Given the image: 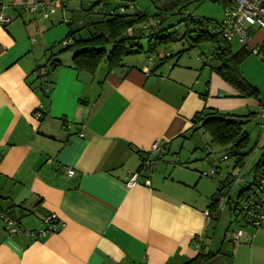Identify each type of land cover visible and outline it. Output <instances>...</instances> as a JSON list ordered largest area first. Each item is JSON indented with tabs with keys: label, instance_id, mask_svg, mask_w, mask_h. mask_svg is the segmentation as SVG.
I'll use <instances>...</instances> for the list:
<instances>
[{
	"label": "crops",
	"instance_id": "1",
	"mask_svg": "<svg viewBox=\"0 0 264 264\" xmlns=\"http://www.w3.org/2000/svg\"><path fill=\"white\" fill-rule=\"evenodd\" d=\"M32 1L0 0L8 18L0 23V205L11 206L24 229L54 214L59 230L39 239L9 237L0 220V264H184L200 250L215 254L206 264H264V223L244 226L233 247L227 226L215 245L220 216L212 221L208 205L224 179L218 174L204 185L203 171L179 157V140L203 132L193 131L194 115L206 108L246 115L240 111L250 106L260 123L264 90L243 76L262 96L261 102L242 98L204 68L207 58L179 62L182 52L168 59L171 53L129 54L122 66L93 72L74 68L72 52H62L42 93L34 70L51 46H35L33 13L46 20L65 8L44 0V9L31 12ZM62 15L63 39L74 21ZM263 45L264 30L250 27L246 48ZM156 140L165 153L143 173L149 187H127L139 152Z\"/></svg>",
	"mask_w": 264,
	"mask_h": 264
},
{
	"label": "trees",
	"instance_id": "2",
	"mask_svg": "<svg viewBox=\"0 0 264 264\" xmlns=\"http://www.w3.org/2000/svg\"><path fill=\"white\" fill-rule=\"evenodd\" d=\"M66 1L67 0H60L62 7H64ZM121 1V4L114 8L107 7V0L92 1L86 9L87 13H96L101 17L85 24L84 27L87 29L86 36L75 35L83 26L73 29V23L67 22L68 30L66 35L58 43H55V45H59L58 50L53 51V46H51L48 49L46 62L43 65L37 66L34 70V72H36V79H41L37 88L42 93H46L52 85L50 77L55 68L61 64L57 56L62 52H72V66L78 70L87 72H93L102 61L105 62L108 70L122 66L124 58L129 54L143 53L153 54V56H155L158 48L174 40V35L172 36L171 32L166 35H161V32L165 30V28H160L158 25L161 26V23L167 20L169 16L181 14L188 6L200 0H165L157 7L158 11L151 15L142 11L124 13V8L131 6V0ZM212 1L220 2L222 6H227L231 2V0ZM150 20L153 21V24L149 26V34H142L149 39L145 48L138 41L140 36L134 31H140L137 29L138 26L146 24ZM186 20L193 24L198 23L196 27L198 35L193 39L194 42L190 44L189 49L198 45L200 41H210L213 48L211 49V53L206 55L209 58L207 64L210 68L219 75L222 80L231 85L241 97L253 98L261 102L258 90L243 77L239 68L246 57L253 53L252 48H246V45L241 44L240 48L236 51H232L230 41L222 38L217 29L216 24L218 21L189 16L186 17ZM259 50L264 51V45L261 46ZM183 51H185V49L172 53L165 58L179 57L180 53ZM162 59L163 57L158 58L160 65L164 63ZM210 62H214V64H210ZM41 68H43L44 72L39 74L38 71ZM262 105L264 106V101H262ZM254 114L255 113L237 115L206 108L194 115L193 122L197 124V126L193 131L200 128L203 129V131L207 132L210 136L212 144L224 147L227 155L224 154L222 158L224 156H227V158L233 156L232 167L235 168L238 166L244 168L245 158L252 150H245L249 140L248 133L244 129V124ZM162 148L163 152L160 155L154 156L152 158L153 161L163 156L165 153L163 145ZM146 153L145 151L139 152L141 159ZM263 163L264 150L254 165V172H252L250 177L245 173L246 170L244 169L243 174L247 177V182L240 184L241 187L236 195L237 199L244 196V191L247 188H251L258 173H264V170L257 172V170L262 168ZM212 168H215L216 172L218 164L215 163ZM232 184L233 179H231L230 175H227L212 195L208 205V214L212 221H218L220 216V211L217 206L219 197L221 195H228ZM228 199L230 200L229 195ZM237 203L238 200L234 202L232 213L235 211L234 208L237 206ZM6 207L12 212L11 206ZM226 242L230 247L234 246L232 243L228 242L227 239ZM214 255L215 254L208 253V251L205 252L204 250H200L193 258L189 259L184 264H206Z\"/></svg>",
	"mask_w": 264,
	"mask_h": 264
},
{
	"label": "rangeland",
	"instance_id": "3",
	"mask_svg": "<svg viewBox=\"0 0 264 264\" xmlns=\"http://www.w3.org/2000/svg\"><path fill=\"white\" fill-rule=\"evenodd\" d=\"M93 0H67L65 2L64 8L65 10H56V12L50 15V19H42L39 13H33L35 16V22L38 26L35 27L34 33L35 37H33L35 46L39 47L45 41L47 42V46H53V51L58 50L59 45H55L58 43L63 35L65 30V24L59 23L62 21V12L64 13V18H68L69 20H73V29L80 28L75 33L76 36H86L87 29L85 26L86 23L96 20L100 15L96 13H87L86 9L89 7ZM165 0H131V6L128 8H124V13H134V12H145L149 15L154 14L158 11L157 7L160 6ZM121 0H107V7L114 8L121 4ZM63 9V7L61 8ZM42 10V9H39ZM38 10V11H39ZM36 11V12H38ZM62 11V12H61ZM223 6L220 2H215L212 0H200L196 3L191 4L188 6L181 14L171 15L167 18V20L161 23V26L158 25L160 28H165L161 32V35H166L167 33L174 35V40L166 43L163 47L157 49L156 53L160 54H168V53H175L179 50L185 49L182 52L181 57L179 58V62H185L188 60L199 59L202 58L203 63L206 62V56L211 53V49L213 48L212 43L210 41H200L198 45L194 46L193 48L189 49L191 43H193V39L198 35L197 31V24H193L186 20V17H193V18H208L212 21H217L222 18ZM32 16V15H31ZM33 18V16H32ZM153 24V21H149L146 24H141L138 26V30L134 31L140 37L138 41L141 45L145 48L147 46L148 38L144 34H149L150 28L149 26ZM141 33V35H140ZM154 40V39H153ZM231 50L236 51L240 48V44L236 41L230 43ZM186 52V53H185ZM142 56L144 54H141ZM264 52H259L258 54L251 53L249 54L246 59L240 64V69L242 75L244 77H248L253 82H256L260 89L264 90ZM172 60V59H171ZM167 63H164V67H166ZM210 64H214V62H210ZM105 62L102 61L99 65L103 67ZM205 69H210V66L207 64L203 65ZM261 97V93L259 94ZM246 98V97H242ZM252 99V98H249ZM244 113H252V109L250 106L241 109ZM258 115L254 114L250 119L244 124V129L248 133V145L245 150L252 149L251 152L245 158V167H247L245 173L250 177L252 172H254V165L256 164L257 160L261 156V153L264 150V135L262 134V130L259 127ZM200 133V132H199ZM193 134L189 137L190 132L185 135V138H181L179 142L183 143L182 150L179 154L182 162H187L192 166H198L203 172L210 171L215 163L218 164V173L216 176L213 177H206L202 176L206 182H203L204 185L209 183L216 182L218 178L224 179L228 174H231L232 170L235 173L238 170H241L243 167L236 166L232 168L233 165V156H229L227 160H220L226 151L224 147L217 146L211 143L210 136L207 132L203 131L202 133ZM186 139V140H185ZM184 141V142H183ZM194 144H197L198 147H195ZM244 150V149H243ZM227 155V154H226ZM172 154H166L165 158L171 157ZM173 157L176 158V155ZM212 162V165H211ZM217 170V169H216ZM264 170V163L262 168L257 170V172H261ZM220 174V176L218 175ZM232 177V176H231ZM210 180V181H209ZM241 182H235L232 187L229 189L228 195L230 197L229 203H227L224 208L221 210L220 220L217 223V227L214 229L213 240L215 245H217L224 236L225 228L227 226V230H231L236 227V222H232L234 216L230 213L229 205L232 206L233 203L238 200V202H242V197H236L239 188L241 187ZM227 232V231H226Z\"/></svg>",
	"mask_w": 264,
	"mask_h": 264
},
{
	"label": "built area",
	"instance_id": "4",
	"mask_svg": "<svg viewBox=\"0 0 264 264\" xmlns=\"http://www.w3.org/2000/svg\"><path fill=\"white\" fill-rule=\"evenodd\" d=\"M45 5H48L44 0H33L28 8V11L36 12L39 9H44ZM52 11V9L50 10ZM44 15L48 17L49 13L45 12ZM8 18L0 10V23H7ZM217 29L222 38L227 41L235 38L239 43L246 45L249 41V29L256 26L264 30V0H231L230 5L223 8L222 18L216 24ZM259 48H252L254 54L259 53ZM260 52H264L263 50ZM264 61V58H263ZM44 72L41 68L38 73ZM40 116V115H37ZM261 122L259 127L264 135V106L260 109ZM144 157L141 159L140 165L136 171L129 172L125 178V185L127 187H133L137 184L145 185L149 187V179L144 176L143 173L148 172L152 158L156 155H160L163 152L162 145L159 141H154L150 149ZM227 156H224L220 160H227ZM244 168L230 174L235 182H247V177L243 174ZM74 171L67 169V174L72 175ZM215 168L210 171L202 172V175L211 177L215 174ZM140 177L142 180L139 181ZM229 203L228 195H221L219 197L217 206L221 211L224 206ZM235 211L232 213L234 216L232 222H236V227L226 232V239L232 245L239 243L240 238L244 235L243 227L250 225L253 227H259L264 223V173H258L255 178L254 184L251 188H247L244 191L242 202H238L235 206ZM0 220L3 223V229L9 237L17 235H23L28 239H39L42 236L56 232L59 230L58 221L54 214L46 216L40 221L38 227L33 229H24L20 227L14 214L6 207L0 205ZM244 224V225H243ZM243 225V226H242Z\"/></svg>",
	"mask_w": 264,
	"mask_h": 264
}]
</instances>
